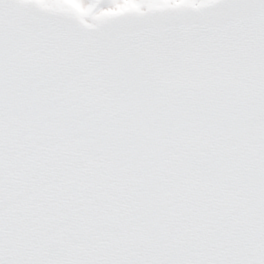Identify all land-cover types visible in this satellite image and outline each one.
Instances as JSON below:
<instances>
[{"label": "snow or ice", "instance_id": "6c2138e0", "mask_svg": "<svg viewBox=\"0 0 264 264\" xmlns=\"http://www.w3.org/2000/svg\"><path fill=\"white\" fill-rule=\"evenodd\" d=\"M0 264H264V0H0Z\"/></svg>", "mask_w": 264, "mask_h": 264}]
</instances>
